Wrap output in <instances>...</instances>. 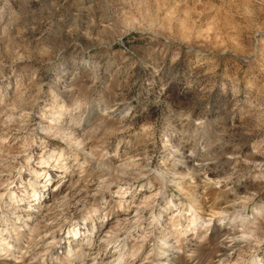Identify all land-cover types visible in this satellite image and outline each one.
I'll return each mask as SVG.
<instances>
[{
    "label": "clouds",
    "instance_id": "clouds-1",
    "mask_svg": "<svg viewBox=\"0 0 264 264\" xmlns=\"http://www.w3.org/2000/svg\"><path fill=\"white\" fill-rule=\"evenodd\" d=\"M0 264H264V0H0Z\"/></svg>",
    "mask_w": 264,
    "mask_h": 264
},
{
    "label": "rangeland",
    "instance_id": "rangeland-1",
    "mask_svg": "<svg viewBox=\"0 0 264 264\" xmlns=\"http://www.w3.org/2000/svg\"><path fill=\"white\" fill-rule=\"evenodd\" d=\"M20 2V0H18V3ZM13 7H17V4H14Z\"/></svg>",
    "mask_w": 264,
    "mask_h": 264
}]
</instances>
